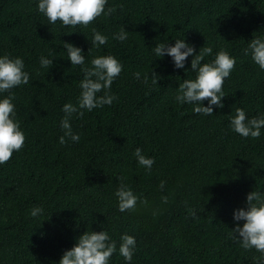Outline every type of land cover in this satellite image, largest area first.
<instances>
[{"label":"trees","instance_id":"16d2710c","mask_svg":"<svg viewBox=\"0 0 264 264\" xmlns=\"http://www.w3.org/2000/svg\"><path fill=\"white\" fill-rule=\"evenodd\" d=\"M38 2L0 0V56L22 58L30 76L11 90L26 139L0 165V264H59L86 230H105L116 241L109 264H129L118 252L123 234L136 239L130 264H261L264 254L245 250L230 230L243 224L233 213L246 208L247 194L264 192V128L258 139L244 138L230 117L237 107L249 118L264 115V70L244 51L252 37H264V0H108L106 10L115 11L87 27L49 24ZM122 27L124 41L114 38ZM93 28L108 37L105 45L92 44ZM176 39L196 54L212 47L203 62L221 49L236 59L224 81V107L213 106L211 116L176 101L179 84L195 79L192 57L177 69L170 56L152 51ZM64 42L82 50L84 65H71ZM50 52L52 67H41ZM101 55L123 65L110 89L117 99L73 113L80 140L60 144L62 107H78L82 69ZM151 69L161 77L157 85L143 82ZM136 148L154 159L150 171L139 165ZM121 183L138 198L134 210H118ZM34 206L43 213L32 217Z\"/></svg>","mask_w":264,"mask_h":264},{"label":"clouds","instance_id":"9594fccd","mask_svg":"<svg viewBox=\"0 0 264 264\" xmlns=\"http://www.w3.org/2000/svg\"><path fill=\"white\" fill-rule=\"evenodd\" d=\"M108 0H39L37 10L43 13L49 24L62 22L63 26H84L87 27L98 17L107 11L111 15L115 8L109 7L106 10ZM92 44L96 46L105 45L108 37L101 34L95 28L92 29ZM128 31L122 27L114 38L120 41L127 39ZM222 38V37H221ZM223 39V38H222ZM67 50V59L71 65L81 66L85 63V56L79 47L71 43H62ZM154 55L162 58L170 56L174 67L183 69L186 59L191 56L190 68L196 73L195 79H185L178 86L176 101L180 104H193V112L207 116L213 115V106L223 108L221 102L225 97L223 85L236 65V59L225 49L219 50L214 59L210 62H203L206 56L212 55V47H201L198 54L184 39H176L174 44L159 43L152 48ZM245 55L251 58L260 69L264 70V37L256 36L248 43L244 50ZM51 59L45 56L40 57V65L43 68H51L53 59L56 58L53 52L49 53ZM25 64L20 57H11L8 54L0 56V93H9L0 99V165L6 164L14 152L20 151L25 144V134L20 128L16 118V109L13 103L15 99L12 89L21 85H27L30 81L29 73L25 70ZM123 70L121 62L113 55H101L92 59L91 67L82 69L83 78L80 81L81 94L78 107L71 103H65L62 111L65 113L61 120V128L64 135L59 137V143H66L65 137L73 142H79L80 135L74 134L71 127L73 113L83 116L82 109L92 111L95 108L111 105L117 99L110 92L113 81ZM140 79L141 73L134 74ZM149 79L152 85H157L161 77L151 69L145 74L143 82L148 84ZM103 95L98 96V93ZM207 100L208 106H202ZM230 126L234 132L244 138L258 139L261 136V128H264V115L249 118L244 109L237 107L234 117H230ZM134 156L139 165L150 171L154 159L146 157L140 148H136ZM165 182H160L164 187ZM118 198V210L120 212L134 210L137 204V196L125 184L121 183L115 192ZM166 202V197L162 198ZM146 203V201H144ZM246 208L234 211V221H243L242 225L237 224L230 230L233 240L240 243L245 250L254 248L264 254V192L253 190L246 196ZM191 211V210H190ZM43 213V208L34 206L30 215L37 217ZM195 213L193 212V215ZM118 248L119 255L126 262H131L136 250V239L132 235L123 234L120 238ZM117 252V243L107 231L99 232L86 230L80 235L70 250H66L59 260V264H109L114 253ZM264 264V261H261Z\"/></svg>","mask_w":264,"mask_h":264}]
</instances>
